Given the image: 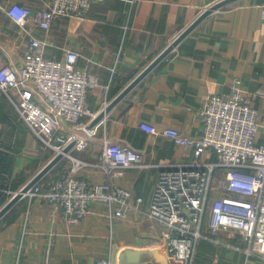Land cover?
Returning a JSON list of instances; mask_svg holds the SVG:
<instances>
[{
  "label": "crops",
  "instance_id": "1",
  "mask_svg": "<svg viewBox=\"0 0 264 264\" xmlns=\"http://www.w3.org/2000/svg\"><path fill=\"white\" fill-rule=\"evenodd\" d=\"M46 1L0 0V4L18 2L41 10ZM216 1L102 0L86 18H56L48 30L32 22L20 27L0 9V65L22 63L30 34L46 42L44 54L48 57L62 59L64 48L80 51L79 65L99 79V85L87 95L89 106L99 114ZM235 77L242 80L244 94L254 96L252 104L260 125L257 139L263 143L264 0H236L211 12L95 125L96 136L86 148L70 151L94 161L102 153L104 140H109L140 150L145 162H189L190 149L166 135L142 130L140 122L157 129L174 127L197 137L203 132L200 112L208 96L228 93ZM83 119L92 122L95 117ZM53 155L0 90V209ZM70 164L65 156L39 182L60 175ZM160 170L132 167L116 176L113 183L142 196L147 207ZM77 176L92 184L106 180L100 167H85ZM91 208L82 223L57 219L53 224L52 207L45 200L22 197L0 218V264H95L102 258L112 264H176L159 244V223L131 212L111 224L106 202L93 201ZM228 241L240 242L237 237ZM126 249L139 250V259L130 262ZM201 260L207 264H264L256 257L247 258L240 249L204 239L193 263Z\"/></svg>",
  "mask_w": 264,
  "mask_h": 264
},
{
  "label": "built area",
  "instance_id": "2",
  "mask_svg": "<svg viewBox=\"0 0 264 264\" xmlns=\"http://www.w3.org/2000/svg\"><path fill=\"white\" fill-rule=\"evenodd\" d=\"M99 1L47 0L41 10L11 2L0 4V9L20 27L32 22L48 30L56 18H86ZM29 38L22 63L0 65V90L31 132L52 149L53 157L73 141V148L82 150L97 133L96 126L83 117L93 120L97 115L87 95L99 85L98 76L79 65L80 51L64 48L62 59L48 57L46 42L33 34ZM253 97L244 94L242 80L232 78L228 93L208 96L200 112L203 132L197 137L174 127L157 129L140 122L142 130L166 135L190 149L189 162H145L144 154L133 146L104 140L97 160L69 151L65 156L71 164L66 170L46 183L37 182L23 197L45 200L52 207L53 224L57 219L67 224L84 222L92 212L91 203L100 200L108 205L111 224L131 212L159 223V243L176 264H194L201 239L235 247L247 258L264 261V142L257 139L259 113ZM85 167L102 168L106 180L92 184L86 177L79 178L77 174ZM132 167L161 169L147 207L142 196L113 183ZM233 237L240 242H229ZM95 264L112 263L102 258Z\"/></svg>",
  "mask_w": 264,
  "mask_h": 264
},
{
  "label": "water",
  "instance_id": "3",
  "mask_svg": "<svg viewBox=\"0 0 264 264\" xmlns=\"http://www.w3.org/2000/svg\"><path fill=\"white\" fill-rule=\"evenodd\" d=\"M236 0H219L215 3L211 4L208 8L203 10L197 18L193 20L191 24H189L187 27H185L179 35L168 45L166 48L163 49V51L155 57L149 64L145 66V69L140 72L135 78H133L129 85H127L118 95H116L111 102L97 114L95 119L90 123V126H95L103 117L121 100L125 95L129 93V91L134 88L138 82H140L147 73H149L155 66L163 59L165 58L169 53L173 51V49L177 46V44L183 40L186 36L190 34V32L195 28L200 22H202L205 18L209 16L211 12L214 10H217L225 4H228L230 2H233ZM75 145V142H71L67 146H65L62 153H59L55 155L52 159L49 160V162L41 168L39 172H37L31 180H29L26 184H24L17 193L10 198L4 206L0 209V218L3 216L9 209H11L15 204H17V201L23 197V195L28 192L30 189L33 188V185L39 182L44 176H46L51 168L57 164L60 160H62L65 156V153L69 152ZM125 254L130 262H135V260H138L140 257V251L136 249H126ZM123 264V263H122Z\"/></svg>",
  "mask_w": 264,
  "mask_h": 264
},
{
  "label": "rangeland",
  "instance_id": "4",
  "mask_svg": "<svg viewBox=\"0 0 264 264\" xmlns=\"http://www.w3.org/2000/svg\"><path fill=\"white\" fill-rule=\"evenodd\" d=\"M11 198V197H10ZM228 237V236H227ZM203 240V239H201ZM204 240H209V239H204ZM202 259V258H201ZM200 264H207L206 262H204L203 260L199 261Z\"/></svg>",
  "mask_w": 264,
  "mask_h": 264
},
{
  "label": "trees",
  "instance_id": "5",
  "mask_svg": "<svg viewBox=\"0 0 264 264\" xmlns=\"http://www.w3.org/2000/svg\"><path fill=\"white\" fill-rule=\"evenodd\" d=\"M0 195H1V193H0ZM1 201H2V199H1ZM1 201H0V202H1Z\"/></svg>",
  "mask_w": 264,
  "mask_h": 264
},
{
  "label": "bare ground",
  "instance_id": "6",
  "mask_svg": "<svg viewBox=\"0 0 264 264\" xmlns=\"http://www.w3.org/2000/svg\"><path fill=\"white\" fill-rule=\"evenodd\" d=\"M160 244V243H159ZM161 245V244H160Z\"/></svg>",
  "mask_w": 264,
  "mask_h": 264
}]
</instances>
